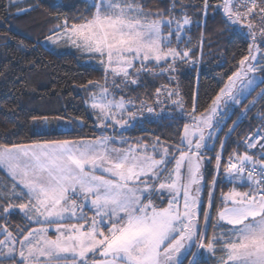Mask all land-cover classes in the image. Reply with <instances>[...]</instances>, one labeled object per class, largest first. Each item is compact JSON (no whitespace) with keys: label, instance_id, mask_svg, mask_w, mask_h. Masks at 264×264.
Listing matches in <instances>:
<instances>
[{"label":"snow or ice","instance_id":"obj_1","mask_svg":"<svg viewBox=\"0 0 264 264\" xmlns=\"http://www.w3.org/2000/svg\"><path fill=\"white\" fill-rule=\"evenodd\" d=\"M19 3L9 0L8 7L20 14L39 9L59 21L47 42L70 45L95 61L103 82L89 79L79 87L95 126L113 134L73 136L75 129L59 123L64 117L37 114L31 116L33 134L46 138L0 142V169L10 180L0 185V216H21L15 233L0 224V264H264V0L195 5L171 0L166 9L149 7L146 0H80L81 7L58 0H35L24 8ZM63 7L76 11L71 17L53 12ZM190 8L202 13L197 44L185 39L193 23ZM210 9L213 16L222 13L220 34L243 37L248 48L224 86L202 106L198 84ZM17 43L16 52L22 53L35 52L40 42ZM38 63L30 61L33 67ZM192 72L197 87L186 101L181 78ZM162 76L167 83L155 88L154 101L126 98L127 92L146 87L149 78ZM29 84L24 81V87ZM165 100L175 106L167 115L160 107ZM257 104L258 131L244 137L246 150L234 151L224 164L225 140L218 133L236 115L227 125L225 136L230 135ZM177 110L187 119L176 143L159 136L151 143L143 137L129 141L123 135L149 119L176 121ZM75 122L82 130L83 118ZM217 139L221 151L205 205V169L211 163L206 154ZM257 147L259 152L250 154ZM222 166L230 183L239 181L247 190L234 186L222 193L223 207L212 218Z\"/></svg>","mask_w":264,"mask_h":264},{"label":"trees","instance_id":"obj_2","mask_svg":"<svg viewBox=\"0 0 264 264\" xmlns=\"http://www.w3.org/2000/svg\"><path fill=\"white\" fill-rule=\"evenodd\" d=\"M35 0H20L19 7L24 8L28 3H34ZM48 0H45L47 4ZM63 4H75L81 7L80 0H58ZM171 0H146L149 7L166 9ZM191 4H199L200 0H190ZM219 0H212L213 4ZM9 0H0V142L6 143H28L32 140L46 138L33 134L32 115H48L49 117L62 116L68 122L70 117H81L84 120L82 130L76 129V123L70 124L68 129H75L73 136L85 135L94 137L104 133L110 135L113 133L111 128L102 129L96 127L97 123L92 111L84 103L87 94L79 87L89 79L102 81V71L97 69L95 61H89L87 57H82L75 49H65L63 51H54L42 44V41L49 35V29L57 21L53 16L42 14L41 10L33 11L29 14H20L16 7H8ZM59 12L61 15L71 17L75 13V8L63 7L53 9V12ZM189 15L193 23L187 26V37H191L192 43L197 44L201 35V27L197 25V20L201 18L202 13L196 8L189 9ZM71 23V20L69 21ZM222 24V13L213 16L209 10L205 44L203 48L202 71L199 77L200 104L205 106L212 96H214L221 87L227 82V76L235 70L238 61L247 54L248 41L241 37L232 39L229 33L220 34ZM246 31V30H245ZM5 35L8 36L7 47H5ZM24 40L25 44H33L39 40L35 52L30 49L22 53L16 52L17 41ZM183 46V45H182ZM49 51L55 54H49ZM199 54V49H197ZM37 60L39 63L33 67L30 61ZM7 66V70H5ZM182 90L186 101H190L193 89L197 87L195 73H188L182 78ZM30 81L28 87H24V81ZM167 83V77L162 76L155 80L149 78L146 87L135 88L125 94L127 97H139L140 99H151L154 101L153 93L155 88ZM34 89V91H33ZM259 89H257L258 91ZM166 94V93H165ZM117 93V99H119ZM255 95V93H252ZM248 96L245 100H250ZM139 104V99L136 101ZM169 107L168 101L163 103ZM168 104V105H167ZM162 107V105L160 106ZM157 107V111L159 108ZM260 105L242 117L236 126L234 132L225 136L227 125H231L236 120V115H232L224 126V131L219 132V136L225 140L222 150L223 163L234 151L243 153L244 148L238 146L239 141L248 133L253 132L260 121L256 115ZM239 112V109H237ZM177 116V115H176ZM178 117V116H177ZM72 121V120H71ZM186 120L178 117L176 121L163 120L152 121L149 119L142 124L136 125L123 132V135L129 141H135L137 137H143L145 141L151 143L155 136L161 137L162 141L169 144L178 142V133L183 129V123ZM57 126L56 121H52L51 127ZM7 132V134H6ZM214 149L206 154V158H211V163L206 164L205 181L203 184L202 197L205 205L207 204V191L213 175L216 174L215 156L217 151H221L219 139L213 141ZM259 148L250 151V154L258 153ZM219 180L214 190V206L211 209V217L216 218L217 208L222 207V193H228L233 183H230L224 176L223 166L219 172ZM10 183L6 173L0 169V185ZM18 212V210H16ZM201 222L203 218L201 217ZM214 219L209 221V234L212 232L211 224ZM0 224H6L14 233L17 231V225L21 224V216L14 212L5 220L0 216ZM0 239L3 234L0 233Z\"/></svg>","mask_w":264,"mask_h":264},{"label":"rangeland","instance_id":"obj_3","mask_svg":"<svg viewBox=\"0 0 264 264\" xmlns=\"http://www.w3.org/2000/svg\"><path fill=\"white\" fill-rule=\"evenodd\" d=\"M42 44L45 46V47H48V48H50V49H53L54 51H63V50H65V49H75V48H73V47H71L70 45H67V44H60V45H53V44H51L50 42H47L45 39L42 41ZM259 76V75H258ZM166 95V94H165ZM168 104H169V107L167 108V107H165V104H163L162 105V107L166 110V112H165V115H167V113H169V112H172L173 111V109L175 108V106L174 105H172L170 102H168ZM167 104V105H168ZM159 110H160V108H159ZM174 115H177L178 117H181L180 116V114H179V111L177 110L175 113H173ZM182 118H184L185 120L187 119L186 117H182ZM62 126H64V127H66V128H68V127H70V124L68 123V122H66L65 120H61L60 122H59ZM113 133H110V135H112ZM219 134V133H218ZM212 143H213V141H212ZM240 183L241 182H239V181H237L236 182V184L234 185L235 187H238V191H246V190H240V189H245V187L247 186L246 184L243 186V187H240ZM233 186V187H234ZM232 187V188H233ZM222 206H223V201H222ZM222 223V222H221Z\"/></svg>","mask_w":264,"mask_h":264},{"label":"built area","instance_id":"obj_4","mask_svg":"<svg viewBox=\"0 0 264 264\" xmlns=\"http://www.w3.org/2000/svg\"><path fill=\"white\" fill-rule=\"evenodd\" d=\"M257 131H258V127H257L253 132L246 134L244 137L248 136L249 134H255ZM244 137H243V138H244ZM243 138H242V139H243ZM242 139L239 141L238 146H241L242 148H244V149L246 150V146H245L243 143H241ZM257 139H259L258 136H257ZM256 149H258V147L255 148V149L248 150V151L250 152V151H254V150H256ZM236 152H237V151H236ZM237 153H238V152H237ZM228 160H229V158L226 159V164H227Z\"/></svg>","mask_w":264,"mask_h":264},{"label":"crops","instance_id":"obj_5","mask_svg":"<svg viewBox=\"0 0 264 264\" xmlns=\"http://www.w3.org/2000/svg\"><path fill=\"white\" fill-rule=\"evenodd\" d=\"M257 75H259V73L257 74ZM239 187V186H238ZM238 187H237V189H238ZM247 189V186L245 187V189H240V190H246ZM223 207V206H222ZM221 207V208H222ZM223 223V222H222Z\"/></svg>","mask_w":264,"mask_h":264},{"label":"water","instance_id":"obj_6","mask_svg":"<svg viewBox=\"0 0 264 264\" xmlns=\"http://www.w3.org/2000/svg\"><path fill=\"white\" fill-rule=\"evenodd\" d=\"M70 119L73 121V122H75V118L74 117H70ZM76 123V122H75Z\"/></svg>","mask_w":264,"mask_h":264}]
</instances>
